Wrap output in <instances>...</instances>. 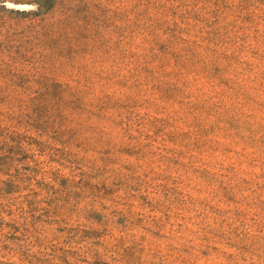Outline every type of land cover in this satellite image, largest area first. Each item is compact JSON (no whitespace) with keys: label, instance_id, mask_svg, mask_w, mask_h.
Returning <instances> with one entry per match:
<instances>
[{"label":"rangeland","instance_id":"obj_1","mask_svg":"<svg viewBox=\"0 0 264 264\" xmlns=\"http://www.w3.org/2000/svg\"><path fill=\"white\" fill-rule=\"evenodd\" d=\"M0 264H264V0H0Z\"/></svg>","mask_w":264,"mask_h":264}]
</instances>
